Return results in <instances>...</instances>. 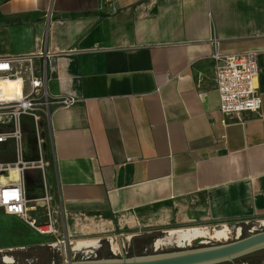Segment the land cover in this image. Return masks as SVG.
<instances>
[{"label": "crops", "instance_id": "0c3cea01", "mask_svg": "<svg viewBox=\"0 0 264 264\" xmlns=\"http://www.w3.org/2000/svg\"><path fill=\"white\" fill-rule=\"evenodd\" d=\"M213 48L257 52L258 112L221 122ZM71 50L48 65L81 98L51 116L47 183L72 244L264 226V0H0V55Z\"/></svg>", "mask_w": 264, "mask_h": 264}, {"label": "built area", "instance_id": "2783aa9c", "mask_svg": "<svg viewBox=\"0 0 264 264\" xmlns=\"http://www.w3.org/2000/svg\"><path fill=\"white\" fill-rule=\"evenodd\" d=\"M212 41L214 43L215 40ZM77 52H58L50 57L46 54L48 58L41 52L0 55V212L20 218L41 236L57 233L61 214L57 203L52 206L54 196L47 183L51 158L45 148L47 138L44 130L49 129L51 116L56 110L68 108L81 98L71 86V81H66L57 91H51L49 72L53 67L48 69V65L64 53ZM210 59L219 111L223 116L221 122L225 123L227 117L245 111L258 112L261 99L257 85L260 70L257 52L224 54L213 48ZM29 128L35 136L33 156H28ZM28 170L39 171L41 196H29L33 187L25 176ZM50 204L52 213L48 212V220L38 223L31 212Z\"/></svg>", "mask_w": 264, "mask_h": 264}, {"label": "rangeland", "instance_id": "374dc122", "mask_svg": "<svg viewBox=\"0 0 264 264\" xmlns=\"http://www.w3.org/2000/svg\"><path fill=\"white\" fill-rule=\"evenodd\" d=\"M48 129L45 128L44 134L46 135L47 144L46 147L49 151L50 144L48 139ZM29 152L28 156L34 155L35 148V136L34 132L29 128L28 131ZM49 182L52 185L51 194L56 197V200L52 202V206L59 205L60 203L56 192L55 181L53 177ZM42 191V190H41ZM43 193H38L37 196H41ZM54 197V198H55ZM52 213L51 204L38 208L36 211H32L31 215L36 217L38 223H45L48 220V212ZM62 213L61 208L58 210ZM59 228L57 233L49 236H37L32 232L24 221L20 218H14L12 216H6L0 212V264H54L63 261L66 258L71 260H85V259H99V258H120L136 257V256H148L158 255L162 253H168L172 251H179L183 249H195L204 246L218 245L225 242H230L240 237L249 235L250 233L260 231L264 229V226H242L240 230L237 228H230V232L224 237H212V238H198L194 241H189L186 245L179 244L176 246H162L153 245L148 241H140L136 245V251L133 253L130 249L117 253L109 252L107 245L98 246L96 249L91 246H78L72 244V241L68 240L67 236L63 234V226L61 223V214H59ZM62 239V242L60 240ZM195 239V238H194ZM67 247L70 250V254H64V249ZM210 264H264V247L255 249L245 254L239 255L231 260H224L221 262H214Z\"/></svg>", "mask_w": 264, "mask_h": 264}, {"label": "water", "instance_id": "95a60500", "mask_svg": "<svg viewBox=\"0 0 264 264\" xmlns=\"http://www.w3.org/2000/svg\"><path fill=\"white\" fill-rule=\"evenodd\" d=\"M261 247H264V230L250 233L230 242H221L218 245L183 249L158 255L85 260L66 258L54 264H210L231 260ZM68 253V251H65V255H68Z\"/></svg>", "mask_w": 264, "mask_h": 264}, {"label": "bare ground", "instance_id": "6f19581e", "mask_svg": "<svg viewBox=\"0 0 264 264\" xmlns=\"http://www.w3.org/2000/svg\"><path fill=\"white\" fill-rule=\"evenodd\" d=\"M11 85H13V84H11ZM191 233V232H190ZM196 234H198V232L197 233H193V234H190L189 235V239H191L192 238V236H194V235H196ZM211 234H213V236L214 235H216L217 237H222V236H225L226 235V230H220V231H214L213 233H211ZM182 235V234H181ZM182 237H180V236H176V235H174V236H169V237H166V238H164V240H162L163 242H165V244H171L173 241L176 243V244H182L183 243V240L185 241V239H181ZM189 241V240H188ZM60 242H62L61 240H60ZM186 244V243H185Z\"/></svg>", "mask_w": 264, "mask_h": 264}]
</instances>
